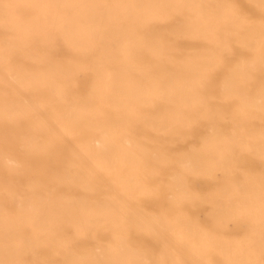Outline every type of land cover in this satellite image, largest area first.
I'll list each match as a JSON object with an SVG mask.
<instances>
[{"label": "bare ground", "instance_id": "6f19581e", "mask_svg": "<svg viewBox=\"0 0 264 264\" xmlns=\"http://www.w3.org/2000/svg\"><path fill=\"white\" fill-rule=\"evenodd\" d=\"M0 264H264V0H0Z\"/></svg>", "mask_w": 264, "mask_h": 264}, {"label": "rangeland", "instance_id": "374dc122", "mask_svg": "<svg viewBox=\"0 0 264 264\" xmlns=\"http://www.w3.org/2000/svg\"><path fill=\"white\" fill-rule=\"evenodd\" d=\"M200 179H202V178H199V177H198V178H196L195 180H192V181L194 182V185H195L197 188L203 186V185L201 186V184H203V183H201V180H200ZM197 182H199V183H197ZM196 183H197V184H200V186H199V185L197 186ZM204 213H205V211L203 212V210H202V211L199 210V211H198V216H199L200 218L207 217V216L203 215ZM206 213H207V211H206ZM200 214H201V215H200ZM228 222L230 223V224H229L230 227H234V225H233L234 223H233L232 220H231V222H230V220H229ZM205 223L210 224V222H209L208 220H205ZM227 224H228V223H227ZM229 229H230V228H229ZM87 239H89V238H87ZM128 239H131V238H127V239L124 238V240H127V241H128ZM80 240H82V239H80ZM134 240H135V239H134ZM134 240L131 239V241H134ZM82 241H83V240H82ZM82 241H78V242L80 243V242H82ZM84 241L87 242L86 244H88L91 240L88 241V240H86V238H85ZM129 241H130V240H129ZM134 242H135V241H134ZM83 244H85V243L83 242ZM86 244H85V245H86ZM88 246H89V245H88ZM127 247H130V246L128 245ZM127 247H126V248H127ZM126 248L124 247V249H126ZM127 249L129 250L130 248H127ZM128 250H127V251H128ZM122 252L125 253L126 250H124V251H122ZM126 253H127V252H126ZM117 255H119V254L117 253ZM182 255H184V254H182ZM218 255H220L218 251H213V252L211 253V255H210V257H211V258H210L211 261H213V262H217L218 259H219V256H218ZM38 256H39V254L37 253L36 257H37L38 259H39V257H40V259H41V256H39V257H38ZM186 257H187V254L184 255V258H185V259H186ZM40 259H39V260H40Z\"/></svg>", "mask_w": 264, "mask_h": 264}]
</instances>
